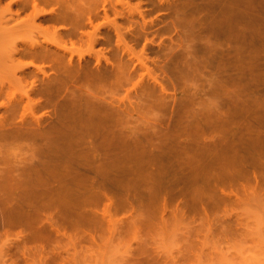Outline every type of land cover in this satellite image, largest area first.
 I'll return each mask as SVG.
<instances>
[{
	"label": "bare ground",
	"instance_id": "6f19581e",
	"mask_svg": "<svg viewBox=\"0 0 264 264\" xmlns=\"http://www.w3.org/2000/svg\"><path fill=\"white\" fill-rule=\"evenodd\" d=\"M107 1L11 0L7 9L11 13L16 4L18 10L8 17L0 13V94L8 88L9 95H20L4 106L6 115L0 114V140L29 139L33 159L45 155L6 169L0 181V235L17 230L22 247L16 249L26 259L33 253V264H47L53 254L78 253L83 241L98 245L104 233L120 237L125 226L140 243L142 231L155 232L157 220L156 231L167 229L168 213L182 222L199 215V224L211 232L231 233L233 220L227 225L222 220L235 215L236 205L264 201V94L246 80L264 79V65L257 73V65L246 61L251 43L264 44L259 32L264 0H207L211 9L219 2L228 13L260 17L242 28L228 23L231 32L224 37L233 48L209 40L190 51L185 66L199 80L206 77L192 83L172 77L165 65L162 74L152 73L146 65L148 33L128 37L114 20L122 15L118 2L115 8L111 4L118 17L110 18ZM21 11L29 14L21 17ZM102 16L113 24L115 42L110 27L103 36L108 25L99 22ZM86 42L103 45L89 55L94 61L78 52L77 45ZM141 43L140 62L133 46ZM261 52L255 46L250 51L256 60ZM211 66L214 71L207 70ZM138 69L147 70L152 82H145L146 76L136 81L144 75ZM122 90L128 103L115 98ZM207 93L212 96L204 97ZM48 107L51 114L47 110L35 123L27 121V112ZM172 107L178 109L163 128L166 116L153 111ZM137 118L143 121L133 122Z\"/></svg>",
	"mask_w": 264,
	"mask_h": 264
},
{
	"label": "rangeland",
	"instance_id": "374dc122",
	"mask_svg": "<svg viewBox=\"0 0 264 264\" xmlns=\"http://www.w3.org/2000/svg\"><path fill=\"white\" fill-rule=\"evenodd\" d=\"M111 1L113 2L111 3ZM166 1H170V4ZM9 2H11V0H2L0 3V13L4 17H8L12 12H16L19 8L16 4H13L12 12L10 13L9 9H7V4ZM114 2H118V4H116V9L119 10L116 11L124 16L118 14V16L121 17L114 20L117 21L116 24L120 26L123 32H129L127 35L128 37L132 34L134 36L135 33H148V39L151 43L146 50V65L151 69L152 73L160 74L162 72L161 65H165L166 70L169 71V74L172 77H176L177 80H181L184 83H192L199 80L198 74L195 73L192 68H187L184 63L190 51L195 47L199 48L209 40L214 43H223L225 48L227 46L228 48H233L234 43L226 41L224 37L226 33L231 32L228 23H237L241 26L238 28H242L248 21L252 19L257 20L256 17H260L259 13H252L247 16V19H245L247 14L228 13L222 10L218 1L216 6L211 9L206 6L207 0H109V2L107 1V7L109 8L110 18H115V15L117 16V14L113 13V8H115V5H113L115 4ZM111 4L113 5V8L111 7ZM258 7H260V5ZM241 8H245V4L241 5ZM139 10H144V12L141 11L143 14L139 13ZM1 14L0 16H2ZM27 14H29L28 11H21L20 13L21 17H25ZM101 14L104 15V12ZM103 17L105 16H102L101 18ZM106 20L108 19L103 18L99 20L100 23L103 21L102 24L106 23L105 26L108 25L106 28H102L103 36H107V34L110 33L109 29L111 32L113 31V24H111V21ZM211 26L216 29L212 31L209 29ZM108 27H110L108 29L109 32L107 31ZM246 30L249 32L251 29ZM259 32L264 33L262 29H260ZM111 34H113V41L115 42L116 36L114 31ZM215 34H220L222 37L215 38ZM39 38L45 39L46 36H39ZM130 38L129 40H131ZM133 41L131 40V42ZM260 41L261 40L256 39L254 42L255 44L251 43V47H249L250 43L246 42V46H244L246 50L248 47L250 48L248 49L249 54L247 53L246 58L247 65H257L255 67L257 73H259L261 67L264 65H261V61L264 62V55L262 56L264 53V44ZM143 44L141 43V45L133 46L135 55L140 62L145 57L141 56V54L144 55L142 49ZM158 45H161V51H159L160 49L158 48ZM254 46L259 51L262 50L263 52H261V54L259 53V56L257 55V60L254 59L253 55L250 53L252 49L254 50ZM101 47H103V45L93 47L87 42L77 45L79 54L84 56L85 59L89 57V60L92 58L89 55H91L93 51L97 52ZM113 47H115L114 44ZM156 50L158 53L155 52ZM155 60L159 63L158 65L154 63ZM92 61H94V59ZM47 69L50 71L49 68ZM138 70L139 72L141 71L140 73H144V75L142 77L138 76L136 81L142 80V78L146 76L143 80L147 83L152 82L147 74V70ZM207 70L214 71V67H208ZM229 71L234 73V70ZM207 72L208 71H206V73ZM209 73L210 72H208V74ZM204 79L206 80V77ZM204 79L202 78V80L199 81L205 82ZM246 80L254 81L257 84V86H253V88H257V94H264L263 78L252 79V76H250V78H246ZM208 87L207 84L204 86L205 89H208ZM7 89L5 88V92L0 94L1 115L7 114V111L4 108L5 105H8L11 100L18 96L20 97V95H9L8 91H10V89ZM190 90L191 89L188 88L187 93ZM134 94L135 92H133V95ZM133 95L130 97L132 100L134 99ZM179 96L180 94L178 92L176 96L177 100ZM203 96L211 97L212 95L211 93H207V95ZM115 98L116 100H125L126 103H128L129 100L124 90L119 91L115 95ZM199 100L200 98H195L196 103H198ZM170 101L172 103L173 100L171 99ZM177 103L178 101H176V105ZM51 109L53 108L48 107L46 109H38L34 113L27 112V121L29 123H35L36 118H39L45 111L48 110L51 114ZM177 109L178 108L173 109V107L167 110L155 109L153 113H162L165 115L166 119L161 121V127L169 128V117L175 114ZM52 113H54V111ZM150 116L151 115L147 117ZM144 117L146 119L144 120L147 122V117ZM144 117L140 116L139 119ZM44 120V123H49L51 121L49 117H45ZM134 121L137 122L138 118L133 120V122ZM136 122L134 124L141 123L140 121H138V123ZM158 123L160 122L158 121ZM142 125L139 124V126ZM42 141L37 140L36 142L38 145L42 144L45 146L47 144L46 141ZM31 142L29 139L22 138L0 140V181L3 180V175L7 168L12 166L17 170V168L24 163H30L31 160H37L38 157L45 158V155L42 154L33 159L34 150L33 146L30 144ZM17 173H19V171ZM2 190L3 189L0 186L1 193ZM214 213L217 212L215 211ZM214 213H211V215ZM219 213L225 214L223 210H219ZM220 214L219 216H222ZM233 214L235 215H233V217L229 216L230 218H227L226 216V219H223L222 217L223 224H228L227 221L233 220L232 232L230 233L229 231V233L218 235L211 232L207 225L199 224L200 221H198V219L201 220L199 215H196V222L191 218L189 219L193 220L192 222L190 220H188V222H185V220L182 222L176 221L173 218V215L168 213L166 217H168V220L170 221L166 219L167 222H169H166L167 224L165 223V225L168 226H165V229H167L156 231V228H159L157 227V222H159L157 220L155 226H153L155 232H153L152 229H149L150 232L148 229L143 230V235H146L144 237H142L143 235H140V237H142L140 243H136V240L134 241L133 232L131 231L132 234H130L131 232L127 229L128 226H125L124 233L120 237L115 234L110 237L108 233H104L103 241L98 245L83 241V243L78 246V253L74 250H70L69 253L63 252V257L53 254L52 258L54 259L48 260L47 264H264V201L252 202L246 206L243 204L236 205ZM237 214L242 215L240 217ZM122 215H124V213L118 214L119 217H123ZM170 222L173 223L171 224ZM229 222L232 224L231 221ZM163 227L164 225H161V229ZM143 238H145V240ZM143 243H145L144 246L147 245L146 248H148V250H143V247L141 246ZM32 244L33 248H35V243H31L30 245ZM53 244L56 245V251L62 250L57 246V242H54ZM16 246H20V248L22 247V243L17 237V230L9 232V234L0 235V264H33V260L31 259L33 256L30 257L33 253L31 254L27 252L28 254L26 255L29 256V258L26 259L21 254L22 252L16 249ZM10 247L13 249V251L10 250L12 252L7 251ZM15 251H20V253H16ZM5 252H8L7 254L10 252V254L7 255ZM11 257L12 259H10ZM13 259H15L14 262L11 261Z\"/></svg>",
	"mask_w": 264,
	"mask_h": 264
}]
</instances>
